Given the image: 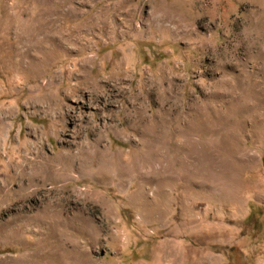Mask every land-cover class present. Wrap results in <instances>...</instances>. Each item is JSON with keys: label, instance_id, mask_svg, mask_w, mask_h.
<instances>
[{"label": "rangeland", "instance_id": "rangeland-1", "mask_svg": "<svg viewBox=\"0 0 264 264\" xmlns=\"http://www.w3.org/2000/svg\"><path fill=\"white\" fill-rule=\"evenodd\" d=\"M0 264H264V0H0Z\"/></svg>", "mask_w": 264, "mask_h": 264}, {"label": "bare ground", "instance_id": "bare-ground-1", "mask_svg": "<svg viewBox=\"0 0 264 264\" xmlns=\"http://www.w3.org/2000/svg\"><path fill=\"white\" fill-rule=\"evenodd\" d=\"M154 125V124H153ZM151 135V134H150Z\"/></svg>", "mask_w": 264, "mask_h": 264}]
</instances>
